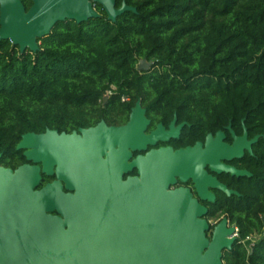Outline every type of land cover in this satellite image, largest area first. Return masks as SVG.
Returning <instances> with one entry per match:
<instances>
[{
	"label": "trees",
	"instance_id": "16d2710c",
	"mask_svg": "<svg viewBox=\"0 0 264 264\" xmlns=\"http://www.w3.org/2000/svg\"><path fill=\"white\" fill-rule=\"evenodd\" d=\"M122 2L135 11L113 21L96 4L99 16L57 21L35 51L0 40V163L25 161L15 148L24 133L91 126L142 95L162 113L176 112L186 121L182 135L194 140L246 131L257 137L236 160L247 173L221 172L234 193L219 191L205 218H227L238 230L223 264H264V0H115V7ZM140 58L153 61L148 71L136 69ZM255 234L247 247L243 240Z\"/></svg>",
	"mask_w": 264,
	"mask_h": 264
},
{
	"label": "water",
	"instance_id": "95a60500",
	"mask_svg": "<svg viewBox=\"0 0 264 264\" xmlns=\"http://www.w3.org/2000/svg\"><path fill=\"white\" fill-rule=\"evenodd\" d=\"M96 4L113 21L125 10L135 11L125 2L115 7V0H32L28 9L21 0H0V40H10L20 51H35L37 38L57 21L99 16ZM150 63L140 59L137 69ZM147 123L137 101L124 126L101 121L80 128V134L24 133L16 148H24L25 158L43 168L0 166V264H223L222 251L235 241V227L222 218L209 238L210 223L203 218L207 208L187 188L168 187L176 175L183 181L191 178L203 199L214 198L208 187L234 193L204 167L246 174L222 160L241 157L257 137L247 140L246 131L237 137L231 130L229 145L217 131L207 135L203 147L198 142L176 151L152 149L127 165L128 147L178 135L173 122L168 131L159 124L144 135ZM115 145L119 148L113 150ZM105 149L109 152L102 159ZM132 166L140 177L122 180V170ZM40 170L57 178L34 190ZM60 180L69 192L62 191ZM53 210L59 216L47 213Z\"/></svg>",
	"mask_w": 264,
	"mask_h": 264
},
{
	"label": "flooded vegetation",
	"instance_id": "af4514ba",
	"mask_svg": "<svg viewBox=\"0 0 264 264\" xmlns=\"http://www.w3.org/2000/svg\"><path fill=\"white\" fill-rule=\"evenodd\" d=\"M140 59H145V58H140ZM139 60L137 61L136 65H135L136 69H137V64H138ZM145 60L146 61H151V63L147 66L146 69H142L144 71H148L152 67L153 61L152 60H147V59H145ZM139 71H141V70H139ZM147 91L148 92H152V89L149 88V89H147ZM110 93L111 92L108 91V92H106L103 95L102 102L100 103V105L102 107L106 106V100L108 99V96H109ZM105 95L107 97H106V100L104 101L103 99H104ZM149 98H150V96L142 95V96L138 97L132 104H130V103L117 104L116 105V107H117L116 110H110L107 113V119L101 118L95 124H93L91 126L78 127L77 129H72V130H69V131L57 130L55 128L46 127L44 129V131H42V132H34V133H44V132H46L47 129H49V130H56V132L58 134H61L62 132L66 133V134H70V133H72L74 131L77 134H80V128L94 127L101 121H103L106 126H116V127L117 126H124L130 120L131 112H132L133 108L136 106V102L139 101V108L143 109V115L148 120L147 125L143 129V134L144 135H149L152 131H154L157 128V126L159 124H161V126L164 129V131H168L170 129V124L172 122H173V129H176L179 126V128L177 130L178 135L177 136H173V135L169 136L167 139H159L158 138V139H156V141L154 143H147L146 142L140 148L128 147L127 151L129 153V156L126 159V164L127 165H130L132 160H134L136 157L145 156L146 153L149 152L152 149L156 150V149L163 148V147H169L173 151H176V150H179V149H184L186 147H192L198 142H200L202 144V147L204 146L205 141H206V137H207V135L209 133H206L202 138H198V139H195V140H194V137L191 136V135H182L184 126L186 125V121H184V120L178 121L177 113L176 112H172V114H171V112H168V109H166L167 112H163L162 113V106L163 105H158L156 103H150L149 102ZM123 100H130V96L123 97ZM220 131H222L224 133L223 142L225 144L232 145L233 141H234L233 135L231 133L229 135L227 133V131H225V130H220ZM216 132L215 133H211V134L213 136H215ZM242 134H236L235 133V135L237 137L242 136ZM249 139L250 138H248V136H247V140H249ZM17 144H16V146H17ZM118 148H119L118 145H115L113 150H116ZM19 150H22L21 151L22 154L25 151L24 148H20ZM107 152H109V149H105V153L101 155L102 159H105L107 157ZM244 152H246L245 149H244ZM0 157H1V152H0ZM24 158H25V156H24ZM236 160H237V158H232L230 160H222V162L225 163V164H228L230 166H233L235 168L243 169V168H240L239 166H237ZM115 162L117 164L116 160H115ZM22 164L39 165L40 168H43L40 162L39 163H34L32 160H27L26 158H25V161H23L22 163L18 164L15 167L4 166L1 163H0V166L15 170L18 166H20ZM54 168H55V166H53V169ZM204 169L207 171V173L209 175H211L212 177H215L221 184L225 185L227 188H231V187H228L226 181H224V176L222 175L223 173L213 172V171H211L208 168V166H205ZM39 174H40L39 183L34 187V190L41 189L47 183H51L54 180H56V178H57L56 174L54 172L51 173V174H47L46 172L40 170ZM121 176H122V178H121L122 180H127L130 177H135V178H139L140 177V175L138 173V168L136 166H132L130 168L122 170ZM60 182H61V186H62L61 187L62 191L65 192V193L69 192L65 188L64 182L62 180H60ZM178 187L187 188L190 191L192 197L197 199L199 204H201L202 206L207 208L206 214L208 212V208H210L212 206H216V205L219 204L217 201H218V197H220L219 191H221V190L218 189V188L208 187V191L211 194H213L214 198H213V200L203 199V198H201L199 196V194H198V192L196 190L195 184H194V182H193V180L191 178H187L186 180L183 181V180H181L179 178V176L175 175V181L169 185L168 189H175V188H178ZM231 189H233V188H231ZM71 192H73V191H71ZM47 213L48 214L51 213L52 215L59 216V214L57 213L56 210H53L51 212L47 211ZM203 218H205V215L203 216ZM210 227H211V225H210Z\"/></svg>",
	"mask_w": 264,
	"mask_h": 264
},
{
	"label": "built area",
	"instance_id": "2783aa9c",
	"mask_svg": "<svg viewBox=\"0 0 264 264\" xmlns=\"http://www.w3.org/2000/svg\"><path fill=\"white\" fill-rule=\"evenodd\" d=\"M233 236H235L236 238L238 237V230H237V228H235V232H234V234H233ZM256 235H250V236H248V237H246L244 240H243V243L244 244H247L248 242H252V244L254 243V241L258 238H256L255 237ZM251 244V245H252ZM250 245V246H251ZM247 246V245H246Z\"/></svg>",
	"mask_w": 264,
	"mask_h": 264
},
{
	"label": "rangeland",
	"instance_id": "374dc122",
	"mask_svg": "<svg viewBox=\"0 0 264 264\" xmlns=\"http://www.w3.org/2000/svg\"><path fill=\"white\" fill-rule=\"evenodd\" d=\"M208 222L210 223V225H212V224L215 223V220L212 218V219L208 220ZM214 225H215V224H214ZM214 225H213V227H214ZM213 227H212V228L210 227V230L207 232L209 238H210V236H211V231H212ZM255 235H256V234H255ZM255 237L257 238L258 235H256ZM251 244H252V242H248L246 245H247V247H249Z\"/></svg>",
	"mask_w": 264,
	"mask_h": 264
}]
</instances>
